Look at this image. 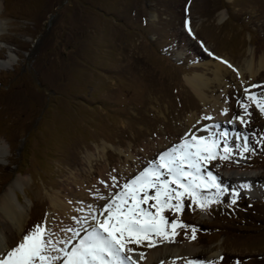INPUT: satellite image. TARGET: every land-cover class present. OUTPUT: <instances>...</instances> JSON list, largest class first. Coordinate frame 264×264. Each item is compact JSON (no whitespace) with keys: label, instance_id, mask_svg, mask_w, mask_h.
<instances>
[{"label":"rangeland","instance_id":"rangeland-1","mask_svg":"<svg viewBox=\"0 0 264 264\" xmlns=\"http://www.w3.org/2000/svg\"><path fill=\"white\" fill-rule=\"evenodd\" d=\"M0 7V139L7 148L0 195L17 177L27 180L14 190L27 208L16 240L45 213L55 217L53 225H66V217L49 206L51 196L65 200L75 192L77 200L70 201L78 204V185L86 206L102 173L111 180L119 170H133L131 178L150 161H144L146 150L178 143L189 115L208 114L209 106L185 81L195 72L212 78L203 63L226 60L233 66H227L222 82L225 92L211 89L235 109L234 116L242 114L237 100L249 103L247 126L233 117L228 121L230 141L236 143L234 133L252 143L264 136V115L244 97L248 83L264 80V70L250 79L243 65L247 50L264 54V0H0ZM186 19L194 36L184 26ZM84 153L92 156L87 163ZM245 156L212 161L208 168L222 180H231L230 168L258 176L254 184L264 194V151L257 147L255 155ZM221 199L207 210L187 207L188 200L179 214L166 210L169 220L178 218L198 230L191 239V228L179 229L174 241L193 243L192 258L264 264V195L253 199L240 190L235 204L227 193ZM171 242L152 247H167L159 264H183L171 257ZM146 244L134 246V258L152 249ZM156 255L152 260L159 259Z\"/></svg>","mask_w":264,"mask_h":264},{"label":"snow or ice","instance_id":"snow-or-ice-1","mask_svg":"<svg viewBox=\"0 0 264 264\" xmlns=\"http://www.w3.org/2000/svg\"><path fill=\"white\" fill-rule=\"evenodd\" d=\"M188 25L186 19L184 26L189 35L194 36ZM201 47L209 56H214L203 42ZM222 62L229 68L233 67L226 60ZM2 63L7 65V61ZM250 88L260 89L261 85H249L244 89V97L264 115V90L256 92ZM236 103L242 114L232 119L247 126L245 117H251L249 103L242 100ZM228 111L225 107L222 114L226 115ZM213 119L211 115H202L196 125L184 132L178 143L160 151L146 167L122 184L118 183L116 176H111L112 184L106 187L119 190L110 191L107 197L97 190L95 201L86 205L84 215L72 217L74 224L62 226L57 222L53 225L55 217L49 219L45 213V218L35 223L19 240H8L5 236L7 250H0V264H139L144 253L139 252L138 258H134V246L147 242L146 246L152 248L157 243L174 241L179 229L191 228L190 238L195 239L198 231L195 226L178 218L169 220L164 215L165 211L179 214L186 207V200L191 202L187 205L189 208L194 204L201 210H207L211 204L221 203L226 193L231 204H235L240 198V190H250L252 185L243 182L229 189L219 176L209 170V163L229 160L233 155L247 158L245 154L255 155L257 147L264 151V136L252 143L249 136L241 137L234 133L236 143H232L226 130L213 131L219 128L218 124L200 125L201 120ZM0 151L6 154V146ZM100 183L105 182L102 180ZM101 200L103 202L98 203ZM9 227L0 219V232L7 233ZM176 260H182L183 264H216L212 259L187 256H178Z\"/></svg>","mask_w":264,"mask_h":264},{"label":"bare ground","instance_id":"bare-ground-1","mask_svg":"<svg viewBox=\"0 0 264 264\" xmlns=\"http://www.w3.org/2000/svg\"><path fill=\"white\" fill-rule=\"evenodd\" d=\"M0 12H1V10H0ZM1 21H0V25L2 24ZM247 52L249 53L250 57L248 60H245L243 65H244V69H246L247 73L249 74L250 79H252L256 74H258V72L264 70V54L261 52L259 54L256 53V55H254V52L251 50H249V51L247 50ZM138 58H140V57H138ZM10 59L8 58L5 60V61H7V65L9 64ZM5 61H3V62H5ZM222 61H224V60H219L215 63H209L210 61L203 63L202 66H204L206 68V70H208V72L212 75V78H208L206 76L207 73L195 72L193 75L188 76L185 80L187 86L191 89V91L199 99V101L204 106H209L207 113H208V115H211L214 119H213V121H208V123L209 124L216 123L219 125L218 129H213V131H215V132L225 131V129H227L228 121H230L231 117L234 116L233 115L234 113L236 114L235 109L233 107L230 108L231 106L228 108L229 111L226 115L222 114V109L225 108L226 106L224 103H221L219 96H214L213 93H214L215 89H211L213 86H217V88L223 89V91L225 92L226 87L222 82L225 80L224 79L225 75H226L225 73H227L228 69H227V65L225 63H223ZM4 67H6V66H4ZM196 67H197V65H196ZM248 84H250V85L258 84V85H261V87H263L264 86V80L261 82L256 81V83L250 82ZM222 95L225 96L224 93ZM220 96H221V94H220ZM198 119H200V117L197 116L196 113L189 115L185 121L186 122L185 123L186 124L185 131H187L189 128H192L193 125H196V121ZM204 122H203V120H201L200 125H203ZM200 125H197V127H199ZM234 129H235V126H234ZM197 134H200V133H197ZM166 147H167V145L165 143H159L158 145L152 147L150 150H146L144 161L151 160V158L153 159L154 156H156L158 154V152L165 150ZM2 149H3V141L0 139V150H2ZM103 149H102V151H103ZM95 151L99 152V148L96 147ZM84 154L85 155L82 156L83 157L82 159H83V161H85L87 163L90 161V158L92 159V156H90V154L87 155V153H84ZM3 155H4V152L0 151V164H2L4 161L5 156H3ZM94 159H96V158H94ZM98 160H99V158H98ZM138 164H139V166L143 165L142 161H139ZM121 171L120 170L117 171V175H115L117 177V181L119 184H122L130 176V174L135 172L133 170H130V171L127 170L126 173L123 171L121 172ZM228 175L231 176V180H233V181H231L228 178L224 179L223 181L226 183H229V184L232 183L233 186H238L239 184H241L243 182L250 183L252 185L251 189L245 190V191H248L249 194H251V196H253V199H255L256 195L257 196L258 195L259 196L264 195L262 190L258 189L254 184V182L258 179V176H256V177L254 176V178H253V176L249 177L246 173L238 171V170H234L232 168L229 169ZM102 180L105 182L104 184L100 183V181H102ZM74 182H75V180H74ZM26 183H27V180L22 179L21 177H17L16 179L13 180V182L0 195V219L5 221L10 226L7 233L0 232L1 244H2V241L6 244L5 236H7L8 240H16L18 237H20V235L23 232L25 221L27 218V208L19 202V198H18L17 194L14 192V190L18 186L26 185ZM111 184H112V181L109 178H107L104 173H102L100 175V178H99V184L98 185L96 184L97 186L95 187L96 189H95L94 193L92 194V199L89 201H91V203H93L95 201V193L97 190H99V192L101 193V195L103 197H107V195L109 194L110 191H116V190L118 191L119 188H111L110 189V188L106 187V185H111ZM76 187H77V194L79 196H81L80 202H78V204H76L77 203L76 201H74V202L70 201V200H73V198H75V197H73L75 192L74 193L71 192L69 194L67 193L68 196H66L64 198L65 200L60 199L56 196H51L48 200L49 206L51 207V209H53L55 212L61 214L62 217L63 216L66 217V220L64 221L66 223V225H70L69 224L70 222L72 224H74L72 217L73 216L79 217V216L84 215V213H83V211H81V209L83 208V210H85V208H87L86 206H84L86 200L82 197V196H84L83 194L85 191L80 190V187L78 185ZM241 190L243 191V189H241ZM75 199L77 200V198H75ZM69 201L71 203H69ZM100 202L101 201H99L98 203H100ZM72 203H74L73 206H72ZM87 203H89V202L87 201ZM76 206L80 207L77 210V213L75 212ZM86 211H87V209H86ZM65 223H63V224H65ZM1 244H0V247H2ZM167 246L171 247L170 252L173 253L171 257H173V256H175V257L187 256L189 258H192L197 253L193 243H191V242L173 241L171 243H168ZM166 249H167V247L163 248V245H161L157 249L156 248L149 249L147 251V253L145 254V257L143 259L142 264H157V263L159 264V261H160L162 255L164 254L162 252H164L163 250L166 251ZM0 250H1V248H0ZM174 252H178V254H175ZM156 254H159V259L157 261L152 260V258Z\"/></svg>","mask_w":264,"mask_h":264}]
</instances>
